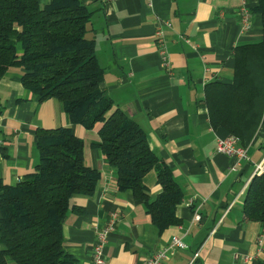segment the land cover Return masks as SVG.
<instances>
[{"label":"crops","instance_id":"obj_1","mask_svg":"<svg viewBox=\"0 0 264 264\" xmlns=\"http://www.w3.org/2000/svg\"><path fill=\"white\" fill-rule=\"evenodd\" d=\"M79 1L91 11L85 36L93 40L104 69L102 89L113 107L141 126L183 189L175 209L180 221L158 231L143 202L117 187L115 168L97 145L99 124L72 123L57 98L40 100L22 84L19 66L0 75V184H14L33 170L39 127L69 125L83 139L86 164L100 172L93 191L74 194L63 217L69 264H89L97 228L112 211L118 218L104 246V264H144L173 236L184 246L171 248L163 264H264V225L245 219L242 211L254 164L264 153V112L246 146L248 158L235 163L215 149L216 138L227 131L210 124L203 90L210 80H232L235 46L261 39V15L254 11L258 1ZM242 9L248 13L246 27ZM159 20L170 23L163 27L169 69L161 64L154 34ZM144 183L150 197L162 189L152 170Z\"/></svg>","mask_w":264,"mask_h":264},{"label":"trees","instance_id":"obj_2","mask_svg":"<svg viewBox=\"0 0 264 264\" xmlns=\"http://www.w3.org/2000/svg\"><path fill=\"white\" fill-rule=\"evenodd\" d=\"M262 37L237 45L231 81L204 84L212 127H223L247 146L264 112V0ZM91 11L79 0H0V75L19 66L22 84L40 100L61 101L72 123L97 132L116 184L140 199L158 231L180 221L176 205L184 192L171 168L150 147L145 132L101 87L104 69L87 39ZM38 160L14 184H0V264H69L62 221L74 194L91 193L100 172L86 164L83 139L69 125L36 130ZM154 171L161 191L150 197L144 177ZM244 218L264 225V172L249 179Z\"/></svg>","mask_w":264,"mask_h":264},{"label":"built area","instance_id":"obj_3","mask_svg":"<svg viewBox=\"0 0 264 264\" xmlns=\"http://www.w3.org/2000/svg\"><path fill=\"white\" fill-rule=\"evenodd\" d=\"M240 12L244 25L246 27L249 23L248 13L245 9H242ZM163 27H170V23L168 20H159L157 27L155 28L154 34L158 46V51L161 57V64L163 65V67L169 69L170 62L168 60ZM184 40L188 41L186 38ZM215 149L218 152L224 153L226 155L235 158L236 160L235 163H238L240 160L248 158V152L246 146L239 144L237 137L233 134H227L225 136L217 137ZM235 163L230 167L234 169ZM261 172H264V153L261 159L254 164V173H261ZM117 218H118L117 211H112L110 212L109 216L107 217L103 225H100L97 228L96 238L91 245V259L89 264L105 263L104 246L108 240L109 232L113 230L115 226V222L117 221ZM193 219L199 220L200 214L198 212H193ZM257 241L260 246L262 243L261 236H258ZM178 246L182 247L184 246V244L177 236H173L171 242L168 245L163 246L152 252L150 255H148L144 261V264H163V261L169 255V250L171 248H175Z\"/></svg>","mask_w":264,"mask_h":264}]
</instances>
